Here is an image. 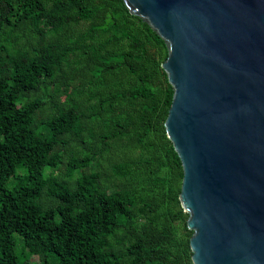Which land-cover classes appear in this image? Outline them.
I'll return each instance as SVG.
<instances>
[{
  "label": "trees",
  "instance_id": "trees-1",
  "mask_svg": "<svg viewBox=\"0 0 264 264\" xmlns=\"http://www.w3.org/2000/svg\"><path fill=\"white\" fill-rule=\"evenodd\" d=\"M166 57L123 0H0V264H192Z\"/></svg>",
  "mask_w": 264,
  "mask_h": 264
},
{
  "label": "water",
  "instance_id": "water-1",
  "mask_svg": "<svg viewBox=\"0 0 264 264\" xmlns=\"http://www.w3.org/2000/svg\"><path fill=\"white\" fill-rule=\"evenodd\" d=\"M164 40L192 264H264V0H123Z\"/></svg>",
  "mask_w": 264,
  "mask_h": 264
},
{
  "label": "rangeland",
  "instance_id": "rangeland-1",
  "mask_svg": "<svg viewBox=\"0 0 264 264\" xmlns=\"http://www.w3.org/2000/svg\"><path fill=\"white\" fill-rule=\"evenodd\" d=\"M182 225H183V222H182V221L179 222V231H180V232L183 231V229H182ZM31 259L36 260V259H37V256H34V255H33V256L31 257Z\"/></svg>",
  "mask_w": 264,
  "mask_h": 264
}]
</instances>
